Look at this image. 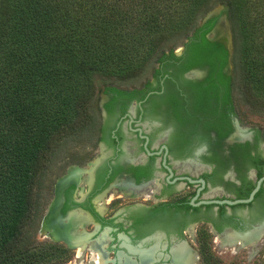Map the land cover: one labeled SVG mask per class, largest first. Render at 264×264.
Segmentation results:
<instances>
[{
  "label": "flooded vegetation",
  "instance_id": "obj_1",
  "mask_svg": "<svg viewBox=\"0 0 264 264\" xmlns=\"http://www.w3.org/2000/svg\"><path fill=\"white\" fill-rule=\"evenodd\" d=\"M185 44L166 55L182 59ZM170 62L157 61L140 86L102 89L94 150L52 186L41 230L76 264L96 262L102 239L106 264H143L139 251L148 264H174L178 248L204 264L203 237L213 264L223 252L224 264H264V181L241 202L264 177L263 134L241 125L234 90L231 105L222 90L198 99L208 69Z\"/></svg>",
  "mask_w": 264,
  "mask_h": 264
},
{
  "label": "trees",
  "instance_id": "obj_2",
  "mask_svg": "<svg viewBox=\"0 0 264 264\" xmlns=\"http://www.w3.org/2000/svg\"><path fill=\"white\" fill-rule=\"evenodd\" d=\"M219 2L228 9L234 36L231 75L225 73L230 53L207 38L217 18L196 25ZM260 11L264 0H0V264H56L68 258V251L55 245L19 243L28 235L34 190L53 144L61 135L67 142L88 130L96 74L127 80L155 58L165 67L176 60L183 72L208 69V86L197 87L199 100L222 90L231 105L240 85L264 101ZM181 34L189 40L185 55L169 57L164 46ZM206 242L203 237V261L211 264Z\"/></svg>",
  "mask_w": 264,
  "mask_h": 264
},
{
  "label": "rangeland",
  "instance_id": "obj_3",
  "mask_svg": "<svg viewBox=\"0 0 264 264\" xmlns=\"http://www.w3.org/2000/svg\"><path fill=\"white\" fill-rule=\"evenodd\" d=\"M222 8L220 16L227 17L229 21V26L231 27V22L228 16V9L222 3H217L209 8L204 15H201L196 22L198 27L202 26L204 18L211 12ZM259 23H264V13L261 14V11L258 12ZM232 36L233 31L231 28ZM190 31L189 34L191 35ZM187 35L181 34L176 38L170 40L165 46L164 49L166 52L171 48L181 49L186 42ZM233 52H234V36H233ZM233 55V54H232ZM157 58L153 60L150 66L144 70L141 74L136 77H131L127 80H121L116 77H105L100 74H96L93 77L94 84V93L91 102L88 104L90 111V122L86 128L88 129L80 138L74 139L72 141L65 142L62 140V135L59 138L58 143L53 144V152L49 157L46 158L44 162L43 170L44 174L41 175L39 179V184L36 186L35 192V211L31 215V221L27 224L25 233L28 234L26 238H23L19 245H23L28 248H39L43 246H51V239H48L47 236L41 230V221L43 215L46 211V207L49 202V197L52 191V186L54 185L57 178L65 173L67 167L70 164L77 162L79 158H83L85 154L91 153L95 148L96 141V131L99 128V101L101 98V91L105 86H118L121 88H131L135 86H140L144 81H146L152 70L157 66ZM233 72V71H232ZM251 95V94H250ZM235 106L238 112V116L241 121V125L244 128H255L262 132L264 137V101H258L254 96H249L241 86L239 85L234 89L233 93ZM62 138V139H61ZM61 139V141H60ZM264 140V138L262 139ZM264 142V141H263ZM104 243V242H103ZM57 246V245H56ZM214 253V252H213ZM110 260L115 259L114 253L110 252ZM215 258L224 264L227 259V254H215ZM74 255L68 253V258L65 260L59 261L56 264H69L67 261H71V264H76V259L73 260ZM67 259V260H66ZM213 264V263H211Z\"/></svg>",
  "mask_w": 264,
  "mask_h": 264
},
{
  "label": "water",
  "instance_id": "obj_4",
  "mask_svg": "<svg viewBox=\"0 0 264 264\" xmlns=\"http://www.w3.org/2000/svg\"><path fill=\"white\" fill-rule=\"evenodd\" d=\"M222 8H219L211 13H209L203 20V23H206L208 20L218 16L221 12ZM212 34L213 37H209V39L211 41L214 42H219L222 43L225 48L228 50V52L230 53V58H229V62L232 61V54H233V36H232V32H231V27L229 26V21L227 19V17L222 16L221 20L219 21V23L216 24V26L214 27V29L212 30ZM264 181V177L259 180L257 187L254 189V191L252 192L250 198L248 200L245 201H241V202H250L254 199L255 195L258 193V191L261 188V185ZM204 183V181H202Z\"/></svg>",
  "mask_w": 264,
  "mask_h": 264
},
{
  "label": "bare ground",
  "instance_id": "obj_5",
  "mask_svg": "<svg viewBox=\"0 0 264 264\" xmlns=\"http://www.w3.org/2000/svg\"><path fill=\"white\" fill-rule=\"evenodd\" d=\"M262 230H264V228H262ZM156 239L160 240V237H157ZM105 240L104 239L100 240L99 241V245L98 246H94L92 248V250H94L95 252L98 253V259L96 260V262H93L91 264H106L107 263V259L105 257V254H103L101 252V248L107 245ZM133 252L137 253L135 251H133ZM173 252H174V256L176 257L174 264H193L194 263V255L193 254H191V253L185 254L183 252V249H181V248L175 249ZM138 253L141 256V260H142L143 264H148L151 261V258H149L150 252H140L139 251ZM79 255H81V250H80V254ZM151 256H153V255H151ZM195 262H196V260H195ZM121 264H130V263L126 260L124 262H121Z\"/></svg>",
  "mask_w": 264,
  "mask_h": 264
}]
</instances>
